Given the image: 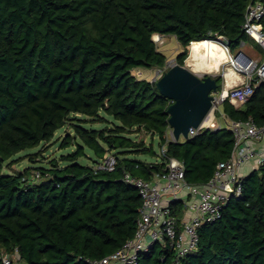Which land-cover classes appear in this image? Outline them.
Wrapping results in <instances>:
<instances>
[{
    "label": "trees",
    "instance_id": "16d2710c",
    "mask_svg": "<svg viewBox=\"0 0 264 264\" xmlns=\"http://www.w3.org/2000/svg\"><path fill=\"white\" fill-rule=\"evenodd\" d=\"M251 1L0 0V251L16 250L18 264H86L83 259L116 252L135 233L141 201L122 182L123 172L150 181L173 158L183 164L188 184H206L229 158L233 134L222 128L167 141L171 102L155 82L132 72L165 68L154 35L175 37L180 66L194 42L223 36L235 51L249 40L241 27ZM221 106L218 118L263 126L264 84L242 106ZM66 126L73 133L59 148L73 152L37 167L33 177L28 169L2 173L13 156L49 143ZM141 133L157 137L165 157L132 159L154 155L151 141L131 138ZM107 153L116 157V169H94ZM82 158L90 164H79ZM171 207L179 221L183 203ZM198 235L194 253L176 259L155 242L135 264H264V162L243 179L240 197Z\"/></svg>",
    "mask_w": 264,
    "mask_h": 264
},
{
    "label": "built area",
    "instance_id": "2783aa9c",
    "mask_svg": "<svg viewBox=\"0 0 264 264\" xmlns=\"http://www.w3.org/2000/svg\"><path fill=\"white\" fill-rule=\"evenodd\" d=\"M241 30L247 39H251L262 50L263 58L256 59L248 55L244 50L248 44L244 40L240 41L235 51L230 50L229 43L223 36L208 40L222 48L225 70H232L243 81L229 89L226 81H223L220 93L212 94V107L208 114L197 128L191 127L187 133L189 139L198 133L214 132L222 129L216 120L223 122V127L231 131L234 137L229 158L217 164L212 177L204 185L188 184L183 164L173 158L166 159L164 171L154 175L150 181L134 176L129 171L123 172L122 182L136 189L141 201L135 233L116 252L101 259H83L86 264H135L138 257L147 253L155 242L167 245L175 253L176 259L196 252L199 229L216 222L221 216L222 208L231 200L240 197L244 178L239 175V169L248 162H253L256 169L263 164L264 153L257 152L250 142L256 143L263 139L264 125L259 127L250 118L246 121L227 122L224 114L216 118V112L224 102L236 107L242 106L252 97L257 84H264V0L248 3ZM137 72V76H134L139 78L142 72ZM187 139L180 135L176 140L170 131L166 140L181 142ZM164 153L165 148L161 147L160 155L165 157ZM116 164V157L107 153L94 165V169L113 172ZM36 177L39 175L36 174ZM184 192L188 196L185 194L183 199ZM173 202L183 203L181 227L172 211ZM0 264H18L17 251H0Z\"/></svg>",
    "mask_w": 264,
    "mask_h": 264
},
{
    "label": "rangeland",
    "instance_id": "374dc122",
    "mask_svg": "<svg viewBox=\"0 0 264 264\" xmlns=\"http://www.w3.org/2000/svg\"><path fill=\"white\" fill-rule=\"evenodd\" d=\"M154 41L156 42L160 51L167 57V63H166L165 68H163V69L155 68V69H151V70H139L142 72L141 76H138L139 79H146L147 81L149 80L151 82H156L171 66L176 64L175 57L177 56V54L180 53V50H181V48L178 46V43H177L175 37H173V36L162 37V36L158 35V38ZM247 43H248V45L245 48V52L247 54L252 55L253 57H263V52L257 45H255L250 40H247ZM191 47H192V44L187 47L188 56H187L186 60L188 59V57L190 55ZM195 59L198 61V63H202L201 61L207 62V60H208V58L205 54L198 55V56H196ZM186 60L184 62V66L187 63ZM206 62H203V63H206ZM211 67H214V65L213 64L210 65V69H211ZM225 68H226L225 64L221 65L219 68V71L222 72L225 70ZM132 73H133V75L137 76L138 72H137V70H134ZM210 73H212V72H210ZM220 82H221V79L219 78V83ZM220 91H221V85L218 88V91H217L218 94L220 93ZM221 108H222V106H219L220 111H221ZM217 113H218V111H217ZM75 117L83 119L81 116H75ZM216 118L218 119L217 114H216ZM108 119L111 120L110 118H108ZM216 122L219 125H221L222 128H225V127H223V126H225L223 122L218 121V120H216ZM83 125L86 128H93V129H100L102 127V125H99V124H93V125L83 124ZM67 132L73 133L71 131V129L69 128V126H66L62 129L58 130L55 133L54 138L49 143H42L34 149L25 150V151H22V152L16 154L15 156H13L11 159H9L4 164V168L2 170V173L4 175L15 174V173L23 172L24 170L28 169L30 172V175H32V177H33L34 173H35V169L37 167L48 166V164L53 160L59 162L60 158L62 156H66V155H68L74 151L73 147H70L67 149H60L59 148L60 141L63 139V137L66 135ZM131 138L136 140V141L143 140L145 142V144H148V145L151 141L150 137L145 135L144 133H141L139 135H132ZM151 142H152V149H153L154 155H143V156H139V157L132 156L131 158L135 159V160L138 159V160L151 162V163L158 162L161 155H160V148L158 146L157 137H154V139ZM29 155L36 156V157H34L36 159V162H30V160L28 158ZM11 161H13V163H14L12 165V167L8 165V163ZM78 163L83 164V165H89L90 161L85 159V158H82L78 161ZM30 180L33 181L32 179H30Z\"/></svg>",
    "mask_w": 264,
    "mask_h": 264
},
{
    "label": "water",
    "instance_id": "95a60500",
    "mask_svg": "<svg viewBox=\"0 0 264 264\" xmlns=\"http://www.w3.org/2000/svg\"><path fill=\"white\" fill-rule=\"evenodd\" d=\"M154 40V39H153ZM161 96L171 102L168 125L178 140L187 139L188 130L197 128L212 107L219 85L214 75L199 76L186 66H171L156 82Z\"/></svg>",
    "mask_w": 264,
    "mask_h": 264
},
{
    "label": "bare ground",
    "instance_id": "6f19581e",
    "mask_svg": "<svg viewBox=\"0 0 264 264\" xmlns=\"http://www.w3.org/2000/svg\"><path fill=\"white\" fill-rule=\"evenodd\" d=\"M153 38L154 40H156L158 38V35H154ZM203 54L207 56V62L201 61L202 63H198V61L195 59L196 56ZM186 61V67L194 73H210L213 71H219L220 66L225 62V55L219 45L215 44L214 42L204 40L194 42L192 44L190 55ZM212 64L214 65V67H211L210 69V65Z\"/></svg>",
    "mask_w": 264,
    "mask_h": 264
},
{
    "label": "crops",
    "instance_id": "0c3cea01",
    "mask_svg": "<svg viewBox=\"0 0 264 264\" xmlns=\"http://www.w3.org/2000/svg\"><path fill=\"white\" fill-rule=\"evenodd\" d=\"M251 42H253L251 39H250ZM254 43V42H253ZM248 44V43H247ZM179 46V45H178ZM246 48V47H245ZM245 50V49H244ZM249 55V54H248ZM252 56V55H250ZM256 59H262L263 57H255ZM186 66V65H185ZM193 72V71H192ZM194 73V72H193ZM199 76H204V75H214L215 78H220L221 79V82L218 83L219 87L221 85V88H222V82L226 81L227 83V88H231V87H234V86H237V85H240L243 81V78L239 75H236L232 70H224L222 72L220 71H213L212 73H195ZM225 74V75H224ZM218 91V90H217ZM231 104V103H230ZM232 105V104H231ZM234 106V105H233ZM236 107V106H234ZM238 108V107H236ZM222 110V108H221ZM171 131V130H170ZM169 131V132H170ZM250 144L254 147V149L259 152V153H264V136H263V139L259 142H256V143H251ZM254 163L253 162H248V163H245L238 171L239 175H241L243 178L247 177L252 171L256 170V168L253 167ZM187 192H184V196H183V199L185 197V194ZM188 194V193H187ZM186 194V195H187ZM188 196V195H187ZM190 199V198H189ZM183 219V216L181 217V219L179 220V226L181 227V221Z\"/></svg>",
    "mask_w": 264,
    "mask_h": 264
}]
</instances>
